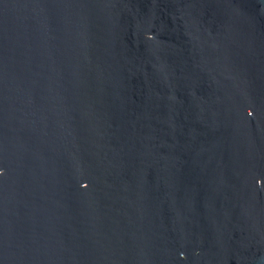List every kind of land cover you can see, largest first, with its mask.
Returning <instances> with one entry per match:
<instances>
[{"label":"water","instance_id":"95a60500","mask_svg":"<svg viewBox=\"0 0 264 264\" xmlns=\"http://www.w3.org/2000/svg\"><path fill=\"white\" fill-rule=\"evenodd\" d=\"M0 264H264V0H0Z\"/></svg>","mask_w":264,"mask_h":264}]
</instances>
